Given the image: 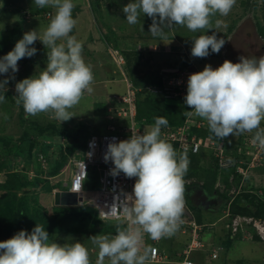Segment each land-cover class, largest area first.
<instances>
[{
	"label": "clouds",
	"instance_id": "9594fccd",
	"mask_svg": "<svg viewBox=\"0 0 264 264\" xmlns=\"http://www.w3.org/2000/svg\"><path fill=\"white\" fill-rule=\"evenodd\" d=\"M236 2L237 0H133L124 6L123 12L130 25L139 23L141 14L151 18L152 24L149 28L153 36L164 37V28H171L173 25L186 26L192 32L214 30L211 35H199L192 39L191 56L206 58L212 53H220L226 43L223 37L218 38L217 29L226 28L227 25L221 20H216L213 26L212 17L217 14L228 16ZM255 2H259L260 8L264 6V0H251V4ZM34 4L39 8L51 7L55 9V13L46 29L42 32L31 30L24 33L15 47L0 58V74L11 72V75L0 81V90L7 89L9 81L15 79V73L19 71L18 62L21 59L36 55L37 48L32 45L39 40L49 50L47 51V67L38 77L25 78L16 83V103L18 105L22 103L26 118L48 113L50 118L59 120L61 123L66 122L74 117L69 109L76 106L86 92H92L94 75L91 66L83 58V44L71 35L77 24V20L72 15L75 7L73 0H34ZM144 47L145 51L137 53L147 52L146 46ZM239 61L233 63L225 60L215 69L209 64L203 71H199L192 64L186 67L198 72L189 76L185 102H180L191 109L186 115H195L207 121L208 125L201 122L205 125L203 128H192L191 133L196 139L209 136H196L194 129L201 130L208 127L220 140L245 132H255L252 143L264 149V128L261 127L264 121V56L258 58L241 56ZM181 69L184 68L166 69L164 72L168 73L166 74L168 76ZM166 75L163 76V88ZM133 87L136 90L137 100L138 91L134 85ZM159 96L167 99L164 95ZM121 97L123 96L118 99ZM4 100L5 96L0 95V103ZM118 105L119 100L109 112V119L117 117L115 108ZM167 126L166 118L157 117L155 124L146 129L143 134L132 132L129 139L116 142L113 138V141L108 144L104 160L106 163L111 161L114 164L110 174L116 177L123 173L126 178H136V182L133 192L126 194L125 199L121 201V211L127 225L122 222L105 221L99 217L104 222L121 224L125 227H118L115 236L95 235L89 238L98 249L95 264H106V262L107 264H147L150 260V247L155 245L153 240L163 237L172 238L177 231L180 232L181 222H196L193 218H189L190 215L187 213H191L185 207L184 177L190 160L184 153L198 156L208 148L202 147L198 153L180 151L176 144L162 139L161 129ZM95 134L97 133L92 135ZM85 149L86 147L82 151H77L73 156H82ZM242 158L248 162V157ZM65 168L59 175L64 173ZM255 169L250 172V177ZM3 172H0V176L4 174ZM250 177L242 178V182L250 181ZM53 178L55 177L50 180ZM70 183L71 179L70 182L65 183V186L72 192ZM249 187L250 189L242 188L233 191L225 197L233 199L240 194H255L258 201H264V191L257 192V189L254 191V188ZM85 190L93 191L87 190L86 186ZM58 191L65 190L60 188ZM77 194L82 201L76 207H91L86 203L83 204V196ZM242 203L247 205V199H242ZM229 206L230 204L225 209L226 215L231 219L228 228L236 232L241 224L247 223L252 226V230L245 231L242 238L264 244L259 239L249 238L256 230V222L264 221V219L246 215H237L232 218ZM183 214L188 217L181 219ZM238 217L247 218L248 221H240L235 225L238 228H235L232 222ZM145 234H147V248L143 246ZM160 250L163 251L161 247ZM198 251L204 252L203 249ZM214 253L217 254V258H212V255L211 258L217 260L220 253L215 249L212 254ZM168 254L171 258V254ZM194 254L191 260L196 264L193 259ZM0 264H92V261L90 250L84 244L79 241L73 244L54 242L49 233L37 224L31 233L21 230L12 238L0 242Z\"/></svg>",
	"mask_w": 264,
	"mask_h": 264
},
{
	"label": "rangeland",
	"instance_id": "374dc122",
	"mask_svg": "<svg viewBox=\"0 0 264 264\" xmlns=\"http://www.w3.org/2000/svg\"><path fill=\"white\" fill-rule=\"evenodd\" d=\"M103 0H73V3L75 5V8H78L81 10V15L78 17V29L81 34V39L85 38H93L96 37V39H102V35L100 34V31L97 28V33H95L94 25L97 23V20L105 18L107 19V12L104 10H98L97 7L101 5ZM106 3V2H105ZM235 5H238V2H236ZM240 8L239 6H237ZM253 8V7H252ZM48 13H52L54 15L55 9L51 7H45V8H39L35 6L34 0H0V58L5 56L8 52H10L14 47L15 44L20 40V36L23 35L26 32H29L31 30H37L42 32L44 29L47 28L50 20H45L41 16V12L46 11ZM236 10V9H235ZM76 12L73 11L72 14ZM262 8L258 7L256 10L251 9L250 13L248 14L247 18L242 20V22L238 23V16L232 15L231 12L228 14V16H220L217 14L216 16L212 17V24L215 26L216 20L223 21L224 24L227 25L226 28L221 27V34H227L228 32H232L234 29L238 32L235 33L236 35V52L238 55L248 57L250 54H264V37L260 34V26L258 24H262L264 22V14H262ZM28 14L29 16H23ZM48 16V15H47ZM141 18V17H140ZM97 19V20H96ZM147 21L149 25L152 24V19L146 16L145 20L142 22ZM246 24V25H244ZM257 24V25H256ZM253 29L254 35L246 36L245 33H247L248 27ZM120 27V25H118ZM172 26L170 29L173 31ZM177 28V27H175ZM126 31L122 29V36L129 37L135 35L136 31L133 29L125 28ZM218 30V29H217ZM135 31V32H133ZM178 32L184 33V36H181L180 41L184 44L181 47V50H190L193 46L192 39L198 37L199 35H211L207 30H199L197 32H192L189 29H187L186 26H182L180 28H177ZM213 31V30H212ZM15 32V33H13ZM108 32V30H106ZM120 30L118 31V33ZM226 32V33H224ZM14 34V36H12ZM220 36V35H219ZM161 37V36H160ZM79 42L83 44V47L87 44L86 41H82L77 39ZM101 41V40H100ZM104 41V40H102ZM93 42V41H92ZM105 44V42H104ZM33 47L37 48V53L31 58H23L18 62L19 71L15 73V79L10 80L8 85L6 86L7 89H4V92H10L13 95L14 100L16 101L15 96L17 95L15 91V85L17 82L22 81L25 78H31L34 76L38 77V75L46 69L47 67V51L48 49L45 48V46L37 40ZM92 52H97L96 56H93L92 62H94V65L91 66L94 80L91 85L92 92L91 93H85L81 101L74 106L73 108L69 109V111L74 115L72 119L66 122H60L59 120L50 118V115L48 113H40L36 116H28L26 118L23 105L21 104H13L11 101H4L0 103V154L9 155V158L6 166L4 167V174L0 176V180H2L1 177H4L3 180L6 178L7 175H9L12 171H15V163L19 158L12 157V154H16L19 151V148L21 147L25 148L29 147L30 144L23 143V135L27 134L29 138H33V140L40 139L44 142H47L49 145L50 151L55 152H61L64 149V146L68 144V141L66 140L65 136L61 133L63 130L67 131L69 133H75L77 129L82 126L86 125L91 133H97V134H105L106 133V125L109 123H112V121L109 120L110 113L108 112V107L110 106L111 100L113 96H124L128 90H126V83L123 81L125 79L120 67L116 64L115 60L111 57V55L108 52H104L101 48L100 44L96 43L94 46L89 47ZM91 52V51H90ZM91 52V53H92ZM83 58L84 60H87L88 56L85 54H89V51L83 52ZM162 58L166 59V64L175 65V66H181V64H185V61L183 63H180L179 61H176L177 57H184L177 54H168L164 53L161 55ZM91 59V57H89ZM148 58V57H147ZM153 58V57H152ZM28 59H31L30 62H26ZM199 60L198 58L196 61ZM199 62H195L193 60V65L200 71H203L205 68V65L203 63L199 64ZM89 65V62L87 63ZM150 66V65H149ZM219 66L215 67L213 66V69L218 68ZM150 68V67H148ZM146 68V69H148ZM11 75V72L8 74H0V81H3L7 78V76ZM98 82V83H97ZM96 108H99L100 110H96ZM101 111V112H99ZM24 114L25 119H27L26 122L29 123V125H24L22 121L19 119L20 113ZM116 117V116H115ZM103 118V119H102ZM100 120V122L96 125H93V123L96 120ZM102 119V120H101ZM118 124L124 125V126H130V121L128 119H124L117 116ZM264 123V121H262ZM32 123H40L43 126H47L50 123L55 124L57 126L56 129H48L45 132V135H40V132L31 125ZM97 123V122H96ZM24 132V133H23ZM84 149V148H83ZM44 154V153H43ZM45 155V154H44ZM1 157V156H0ZM25 163L24 159L20 163ZM68 165V163H67ZM66 165V166H67ZM10 167V168H9ZM21 168H24L23 170L29 172L31 170L35 171L40 168V164L36 162L33 165L24 164L22 166H19ZM17 170V169H16ZM43 176L48 175L47 171H42ZM58 181H61V183H54L52 186L60 187L61 190H67L68 188L65 186V182H70L69 175L65 173L61 174ZM45 184L42 186L43 188L41 195H40V204L46 206V208L53 210V204L51 201H49V191L47 190ZM49 185V184H48ZM258 186L256 182H254V186ZM251 184L248 181L246 185L243 186V189H250ZM254 188V191H256V188L251 186V189ZM222 189V188H221ZM219 190V189H218ZM224 192H228L225 191ZM243 196V195H239ZM259 196L261 194L259 193ZM53 197V196H52ZM89 199V195L86 196V200ZM51 202V203H50ZM54 202V201H53ZM222 214H218V219L220 218ZM226 221H222L221 224L224 225ZM82 231H84V227L82 228ZM98 234H74L70 233L68 235L64 236H50L51 240L60 244H73L77 241L84 244L87 248L90 250V258L92 261V264H95V260L97 258V252L98 249L95 248V246L92 244L91 240L89 239L92 236H95ZM151 244V238L149 237V245ZM166 244H163V247H166ZM255 246L258 247V249L264 248V244L256 242V241H246L245 239H236L235 241H232L229 248L230 251L226 252L222 250L224 246L221 244H215L214 248L217 252L221 254V258L219 260H211L206 254H197L194 259L198 262L202 258V261L204 264H225L223 263L225 258V255H227L228 259L230 261L227 264H238L242 260H253L257 259V255L254 254V252L257 250L255 249ZM172 250H169L171 253V258L169 263H153L150 260H148L147 264H177V257L176 252L173 248ZM95 250V251H94ZM107 264V262H106ZM255 264H259L256 263ZM260 264H264L261 262Z\"/></svg>",
	"mask_w": 264,
	"mask_h": 264
},
{
	"label": "trees",
	"instance_id": "16d2710c",
	"mask_svg": "<svg viewBox=\"0 0 264 264\" xmlns=\"http://www.w3.org/2000/svg\"><path fill=\"white\" fill-rule=\"evenodd\" d=\"M239 4L242 6H250L251 0H239ZM259 2H255L254 7H260ZM264 7V6H261ZM48 15V16H47ZM29 16L28 14L23 15ZM41 16L45 20H50L52 18V14L48 13L47 10L41 12ZM74 17V16H73ZM241 17V16H240ZM239 17V19H241ZM74 32V29H73ZM73 32L71 35H73ZM260 32L264 37V27H260ZM15 33V32H13ZM109 35L106 37L107 41L110 43L112 41L113 31L112 29L109 30ZM24 35V34H23ZM23 35L20 36L22 39ZM14 36V34H12ZM223 37L226 40L225 35L218 36V38ZM116 48L118 45L116 44ZM126 58V70L128 71L129 79L133 82L134 86L136 87L137 93V102H138V109H137V119L138 121L142 122L143 120L146 123L151 124L155 122V118L157 117H164L168 120V126L171 127H178L184 124V121L188 115L186 113L191 111L185 105H182L180 100L177 99H165L162 96L157 94H153L149 91L150 89H157L163 88V76L168 74L164 71L157 73V75H149V72L145 70L152 65H148V61L151 62L153 60V54H148V58L146 60V56L143 53H128L124 52ZM214 54V53H212ZM211 55V54H210ZM149 59V60H148ZM31 59H28L26 62H30ZM47 60V57L46 59ZM170 65V64H169ZM175 67V65H171ZM191 66V64L186 63L178 68H186ZM177 67V66H176ZM175 67V68H176ZM144 73V75H142ZM0 95L5 96L4 101H11L13 104L16 101L13 98V95L10 92H4L0 90ZM19 119L22 121L24 125H29L27 119H25L24 114L21 112ZM27 123V124H26ZM34 129L40 132V135H45V132L50 129H56L57 126L55 124H49L47 126H43L40 123H32L31 124ZM52 128V129H51ZM24 133V132H23ZM68 144L64 146L63 151L55 152L50 151L49 145L47 142H44L40 139L33 140V138H29L25 134L23 135V143H29L30 146L25 148H19V151L16 154H12V157L19 158L17 163H15V171L9 172L10 174L2 177V182L0 183V242L8 240L12 238L15 234H17L21 230H27L29 233L36 227L37 224L41 225L48 233L49 236H64L70 233L74 234H98V235H108V236H115L117 234V228H124V225L111 223V222H104L102 221L97 212L89 206H81V207H57L53 206V210L46 208V206L40 204V192L45 184L47 190L52 192L53 186L50 183V178L58 176L62 170L66 167L67 163L69 162L70 158L77 152L84 150L83 148L86 147V144L92 133L90 134V130L86 125L80 126L75 133H69L67 131L61 132ZM249 137L244 140L253 139L255 132L248 133L246 132ZM194 134L196 136H209L212 134L214 138L219 141L210 130L209 127L207 129H194ZM246 137V136H245ZM243 142V140H241ZM245 142V141H244ZM38 153H44L47 158V169H43L40 165V168L33 171L35 176L33 178L30 177L27 171L23 170V168L19 167L24 164L32 165L35 163V159ZM187 159H194L197 156L191 155L188 153H184ZM238 154V153H237ZM0 172L4 171V167L8 161L9 155L0 154ZM35 156V158H34ZM238 160L233 161L231 166L228 168H223L227 171V176L233 174L235 175L238 181H242V177L237 173V167L239 165L240 157L238 155ZM24 159L25 163H20ZM246 159V158H244ZM245 161V160H244ZM37 162V160H36ZM238 162V163H237ZM30 163V164H29ZM38 163V162H37ZM237 163V164H236ZM213 167L209 169H189L188 171H194L197 174L198 180L202 177H206L205 173L209 175V181L205 182L202 188L205 190V194H209V196L218 193L215 189V185L217 184V176L219 172L222 170L219 166L217 160L212 159ZM246 168V165H243ZM10 168V167H9ZM20 168V169H19ZM19 169V170H18ZM42 171H47L48 175H44ZM187 172V173H189ZM49 184V185H48ZM99 187V183L97 181V177L95 173H91L88 179L86 189L87 190H97ZM198 187V183H192L191 185L185 184V194L184 198L187 203H191L190 198V191L193 188ZM45 188H43L44 191ZM45 192V191H44ZM243 196H236L232 199V197H226L225 204L229 206L231 211V217H235L237 215H246L252 216L260 219H264V201H258L259 199L255 194H240ZM221 196V195H220ZM222 197V196H221ZM223 198V197H222ZM242 199H247V205L242 203ZM184 216V215H182ZM195 217L197 218L198 223L202 226V222L200 221V216L196 211ZM84 227V231L82 228ZM232 231L231 228H227ZM207 227L202 226V237L203 242H205V247L203 248L206 255L209 256L211 260L212 253L214 252L215 246L214 243H210L206 241V233ZM186 238L189 236L186 235ZM230 235L228 236V238ZM169 237H163L161 241L158 243L159 248L163 249V244L165 243V239ZM190 238V237H189ZM230 239V238H229ZM231 241V240H230ZM229 242L227 248H229ZM168 245V244H166ZM171 248V245H169ZM164 251V250H163ZM199 252V251H197ZM196 253V252H195ZM177 257L176 263L179 264L180 258ZM194 259V257H193ZM195 260V259H194ZM196 264L198 263L195 260ZM202 263V262H201ZM204 264V263H202ZM238 264H255L254 262L242 260Z\"/></svg>",
	"mask_w": 264,
	"mask_h": 264
},
{
	"label": "crops",
	"instance_id": "0c3cea01",
	"mask_svg": "<svg viewBox=\"0 0 264 264\" xmlns=\"http://www.w3.org/2000/svg\"><path fill=\"white\" fill-rule=\"evenodd\" d=\"M106 2V3H105ZM133 2V0H103V2L101 3V5H99L97 7L98 10H104L107 12V19L102 18L101 19V23L99 22L100 20H97L98 22L95 23L94 25V29H95V33H97V26H98V30L100 31V34L102 35V39L98 38L96 39V37H91V38H85V39H81V34L79 32L78 29V17L81 15V10L78 8L73 9L74 14H72L74 17V19L77 20V24L74 28V32L73 35L82 41H86L87 44L83 47V52H87L89 51V54H85L86 56H88L87 60H85L86 63L89 62V65L93 66L94 62H92L91 60L93 59V56H96L97 52H92V50L89 49L90 46H94L96 43L100 44L101 48L103 49L104 52H108L111 57L115 60L116 64L120 67L125 79L123 80L126 83V90H128V84H133V82L129 79L128 76V71L126 70V58H125V54L124 52H128V53H137V52H130L128 50V47L130 44H141L146 46L147 48V52L143 53L146 56V60H147V55L148 54H153V60L148 61L147 66L148 65H152L150 66V68L146 69L149 72H145V73H149V75H157V73L162 72L166 69H172L175 68L169 64H166L167 60L162 58V54L164 53H168V54H179L181 56L184 57H177L176 61H179L180 63H183L184 61L186 63L192 64L193 65V60L195 62H199V64L203 63L205 66L206 65H211L212 67L215 66H221L223 64V62L225 60H230L233 63H238L240 56L238 55V53L236 52V47H235V42H236V38L238 35H236L235 37V33L238 32L237 30H234L232 32H228L227 34H221L220 31L221 29H218L217 31L219 32L217 35L221 36V35H225L226 36V43L224 45V47L221 49L220 53L216 54H211L206 58H198L199 60L196 61L197 58H194L191 56V49L190 50H181V47L184 43L180 41L181 36H184V33L178 32L177 28H180L182 26L180 25H173L175 27H173V31H171L170 28L165 27L164 28V33L165 36L164 37H160L158 36H153L150 33V28H149V24L147 23V21L142 22L145 20L146 16H143V14H141V18H139V23L135 24V25H130L127 20H126V14L123 12V8L124 6H126L128 3ZM237 2H240L239 0H237ZM237 6H239L240 8H238ZM254 4H251L250 6H242L241 4L238 3V5H235L233 7V9L231 10V14L240 17L241 19L238 18L239 22H242V20L246 19L248 14L250 13L251 9H257V7H254ZM253 7V8H252ZM262 11L264 14V7H261ZM236 9V10H235ZM52 14V13H51ZM53 16V15H52ZM213 20V19H212ZM263 25L258 24V26L260 27H264V22H262ZM118 25H120V27H118ZM246 25V24H244ZM257 25V24H256ZM129 29H133L135 31L136 34L133 36H129V37H122L120 35H122V29L124 31L125 28ZM112 29L113 31V35H112V41L109 43L106 39V37L110 34L109 30ZM106 30H108V32H106ZM120 30V32L118 33V31ZM214 31V30H213ZM212 30H210L209 34L213 33ZM253 29L250 27H248L247 29V33H245L246 36H253ZM226 33V32H224ZM260 34H263V32H260ZM101 40V41H100ZM104 40V41H102ZM93 41V42H92ZM105 42V44H104ZM116 44L118 45V47L116 48ZM92 53H91V52ZM84 54V53H82ZM119 56L124 58V63L122 65H120L119 63ZM260 56H264V54H249L248 58H253V57H260ZM91 57V59L89 58ZM149 60V59H148ZM178 68V66L176 67ZM200 71V70H199ZM142 75H144V73H142ZM98 83V82H97ZM134 85V84H133ZM128 92V91H127ZM126 92V94H127ZM125 94V95H126ZM118 95L113 96L110 106L108 107V112L111 111V109L116 106L118 104ZM96 110H100L99 108H96ZM101 112V111H99ZM118 116V115H117ZM119 117V116H118ZM193 120L197 121V122H205L207 124V121L199 118L197 116H193ZM103 119V118H102ZM101 119V120H102ZM124 119H128L129 118H124ZM110 121H112V123H109L108 125H106L105 129L107 130V128L109 126H116L118 128V131H123V128L125 127L124 125H120L118 124L117 121V117H113V119H109ZM131 121V119H130ZM97 122V123H96ZM100 122V120H96L93 125H96ZM135 122L137 125V128L139 129L140 133L143 134L145 132L146 129H148L150 126L154 125V123L148 124L146 123L145 120H143L142 122L138 121L137 116L135 117ZM208 125V124H207ZM170 127V129L172 128L171 126H167ZM167 127H162L161 129V133L163 130H165ZM261 127L264 128V123H261ZM199 130V129H198ZM94 134V133H92ZM246 136V137H245ZM209 137H212L213 139L217 140L216 138H214V136L212 134L209 135ZM249 137V135L245 132L244 134L241 135H237V136H229L228 138H225L224 141L228 142L226 145V153H227V158L229 159L230 163H233V161L238 160V151L243 148L246 145V140ZM241 140H243V142H241ZM245 141V142H244ZM222 142V141H221ZM212 159H215L214 153L212 150L210 149H205L200 155H198L196 158L194 159H189L190 163H189V169H209L210 167H213L212 165ZM216 160V159H215ZM238 163V162H237ZM236 163V164H237ZM234 164V163H233ZM195 170L194 171H187L189 173L186 174V176L184 177V181L185 184L191 185L192 183H198V187L196 188H192L189 195L191 198V203H187L185 201V207L190 211V216L189 218H193L197 223V218L195 217V213L196 211L198 212L199 216H200V221L202 222V226L207 227L206 233H204L206 235V241L210 242V243H214L213 246H215V244H221L222 246H224V248L222 250H226L227 252L230 251V248H227V245L229 242L235 241L236 239H242V235L243 233L248 230H252V226L247 224V223H243L240 225L239 229L236 232L230 231L227 229L228 225L231 224V219L226 215V204H225V200H226V195L227 194H231V192L233 191H238L241 190L243 188L244 185H246V183H243L242 181L239 182L235 175L231 174L230 176L227 175V171H225L224 169H222L219 172V175L217 176V184L215 185V189L218 191V193H215L214 195L209 196V194H205L204 193V189L202 188V186L205 184V182L209 181V175L208 173L206 174V177H202L200 180H198L197 174H195ZM69 178H70V172L68 173ZM60 175L58 177H55L53 179L50 180L51 185L54 183H61V181H58ZM251 179L249 182L251 184V186L253 185V187H255L257 189V192H263L264 190V167H258L254 170V172H252L251 177L249 178ZM254 182H256V184L258 186H254ZM66 183V182H65ZM222 188V189H221ZM219 189V190H218ZM60 190V187L54 186L52 188V192H49V201L52 202V204L54 205V198L52 197L53 194ZM228 191V192H224ZM41 195V193H40ZM223 197H221V196ZM50 202V203H51ZM222 214L220 216V218L218 219L217 216L218 214ZM184 216H181V219H185V217H188L187 215L183 214ZM222 221H226V223L224 225L221 224ZM200 225V224H199ZM230 235V239L228 238V236ZM231 240V241H230ZM165 243L168 244L166 247H163V252L166 253H170L169 250H172L171 248H173L174 251L176 252V256L178 253L182 252L184 247H186L189 242L190 239L189 237L186 238L185 236H183L180 232H176L172 238H166ZM257 242V241H256ZM260 243V242H259ZM263 244V243H262ZM169 245H171V248L169 247ZM216 248V247H215ZM255 249H257L254 254L257 255V259H251L252 262H256V263H264V248L258 249L257 246H255ZM95 251V250H94ZM225 251V252H226ZM171 254V253H170ZM197 254H205V252L203 251H199L196 252L194 254V257ZM228 254L225 255V258H223L225 264H227L230 259H228L227 257ZM208 258V255H207ZM221 258V254L219 256V258L217 260H219ZM246 260V259H245ZM251 260H247V261H251ZM202 258L200 259V261H198L197 264H202Z\"/></svg>",
	"mask_w": 264,
	"mask_h": 264
},
{
	"label": "built area",
	"instance_id": "2783aa9c",
	"mask_svg": "<svg viewBox=\"0 0 264 264\" xmlns=\"http://www.w3.org/2000/svg\"><path fill=\"white\" fill-rule=\"evenodd\" d=\"M128 50L138 52L146 49L143 45L130 44ZM119 63L120 65L124 63V58L121 56H119ZM197 72L193 68L176 70L173 75L165 76L163 89L157 90L154 88L150 89V91L157 95H164L167 99H177L185 102L189 76ZM118 100L119 105L115 110L118 116L131 119L130 126H125L123 131H118V128L112 125L107 128L105 134L92 135L87 142L84 154L82 156H73L64 171L65 173L70 172V190L83 196V204L90 205L97 211L99 217L105 221L122 222L127 225L126 218L121 211V201L125 199L126 194L133 192L136 178H126L123 173L113 177L110 174V170L114 167V164L111 161L106 163L104 156L107 146L113 141V138H115L116 142H119L129 139L132 132L141 134L135 122L137 100L136 90L132 84H128V93ZM111 118L113 119V117ZM204 126V123H195L193 116H188L182 126L174 127L173 129L168 127L162 131V139L176 144L180 151L185 152L198 153L202 147L208 148L213 151L221 169L230 167L231 163L226 153L228 142L224 140L219 142L212 137L199 139L193 137L192 128H203ZM238 155L240 160L237 172L243 179L250 177V172L253 169L264 165V149L259 148L258 144L254 145L252 139L246 140V145L238 151ZM243 156L248 157V162L243 160ZM36 160L43 169H47V158L43 153H38ZM243 165H246V168ZM91 173L96 174L99 187L97 190L86 192L85 186ZM29 175L31 178L35 176L32 171ZM87 195H89V199L85 202ZM242 220L248 221L247 218L238 217L233 220L232 225L235 227ZM255 228L254 234H251L249 238L259 239L264 242V221L256 222ZM179 231L190 237L189 244L182 252L178 253L179 264H194L191 260L192 255L205 247V242L201 239L203 238L201 235L202 226L194 221H185L180 223ZM161 239L153 240L155 245L150 247L149 257L154 263H168L170 261V255L161 251L157 245ZM143 246L147 248V234L144 235ZM212 258H217V254H212Z\"/></svg>",
	"mask_w": 264,
	"mask_h": 264
},
{
	"label": "water",
	"instance_id": "95a60500",
	"mask_svg": "<svg viewBox=\"0 0 264 264\" xmlns=\"http://www.w3.org/2000/svg\"><path fill=\"white\" fill-rule=\"evenodd\" d=\"M54 205L57 207H76L82 198L77 193L68 190L58 191L54 193ZM188 215L189 212L187 213Z\"/></svg>",
	"mask_w": 264,
	"mask_h": 264
},
{
	"label": "bare ground",
	"instance_id": "6f19581e",
	"mask_svg": "<svg viewBox=\"0 0 264 264\" xmlns=\"http://www.w3.org/2000/svg\"><path fill=\"white\" fill-rule=\"evenodd\" d=\"M29 164H30V163H29ZM32 165H33V164H32ZM15 168H16V167H15ZM16 169H17V168H16ZM19 169H20V168H19ZM19 169H18V170H19ZM23 169H24V168H23ZM65 190H66V189H65ZM262 190H264V189H262ZM245 231H246V230H245Z\"/></svg>",
	"mask_w": 264,
	"mask_h": 264
}]
</instances>
